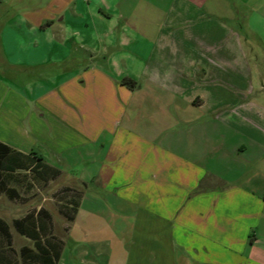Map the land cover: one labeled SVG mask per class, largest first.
Instances as JSON below:
<instances>
[{
  "label": "crops",
  "instance_id": "crops-1",
  "mask_svg": "<svg viewBox=\"0 0 264 264\" xmlns=\"http://www.w3.org/2000/svg\"><path fill=\"white\" fill-rule=\"evenodd\" d=\"M0 141L84 188L58 264H264V0H0Z\"/></svg>",
  "mask_w": 264,
  "mask_h": 264
},
{
  "label": "rangeland",
  "instance_id": "rangeland-1",
  "mask_svg": "<svg viewBox=\"0 0 264 264\" xmlns=\"http://www.w3.org/2000/svg\"><path fill=\"white\" fill-rule=\"evenodd\" d=\"M127 80L133 81L124 78L122 83L132 85ZM67 177L61 173L56 179L44 181L34 170L19 169L11 175L4 173L6 185L3 186L6 188L2 189L0 185V221L8 226L10 237L0 230V264H25L28 260L22 254L25 247L38 252L35 241L23 235L15 223L29 215L34 217L36 224L44 227L40 235L42 245L65 243L68 227L74 222L73 206L84 191L83 186ZM41 209L47 211L48 217L38 215ZM61 264H69V258Z\"/></svg>",
  "mask_w": 264,
  "mask_h": 264
},
{
  "label": "trees",
  "instance_id": "trees-1",
  "mask_svg": "<svg viewBox=\"0 0 264 264\" xmlns=\"http://www.w3.org/2000/svg\"><path fill=\"white\" fill-rule=\"evenodd\" d=\"M127 81L132 84L134 83L130 80ZM19 169L34 170L44 181L56 179L62 173L58 168L47 164L45 159L38 153L30 152L29 154H26L0 141V185L2 186V189L6 188L3 186L4 184L6 185V182L3 180L4 173L11 175ZM9 191L10 190H7V192ZM82 195L83 193L78 196V199L73 206L75 216H73L72 221H74L80 207ZM39 214H44L47 217L49 215L47 211L43 209L38 212V215ZM15 223L23 235L35 241L36 248L38 249V252L26 247L22 249V254H25V257H28L25 264H58L65 243H50L49 246L42 245L40 235L41 230H44V227H41L40 224H36L33 216L29 215L23 220H18ZM0 230L4 232L7 237H10L8 226L1 221Z\"/></svg>",
  "mask_w": 264,
  "mask_h": 264
}]
</instances>
